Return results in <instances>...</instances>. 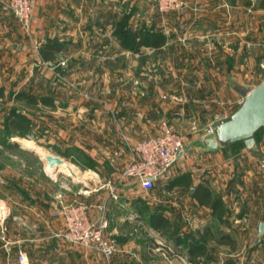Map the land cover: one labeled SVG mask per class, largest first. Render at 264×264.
Here are the masks:
<instances>
[{"label":"crops","instance_id":"crops-1","mask_svg":"<svg viewBox=\"0 0 264 264\" xmlns=\"http://www.w3.org/2000/svg\"><path fill=\"white\" fill-rule=\"evenodd\" d=\"M186 2L183 15L167 16L154 7L152 0H38L32 33L41 44L51 41L62 49L53 60L42 57L44 61L59 62L61 54L65 55L73 73L77 65L99 63L97 58L87 59L80 54L99 52L98 56H105L104 65L117 62L120 50H129L115 34L119 23L156 37L160 34L164 40L160 48L142 47L155 52L172 43V34L182 45L186 43L184 38L204 37L209 31L197 22L206 12L205 0ZM122 4L133 8L132 14L123 17L114 11L113 15L110 10ZM7 13H0L6 28L9 22L3 15ZM168 18H175L176 24L169 25ZM234 92L241 102V96L235 89ZM114 109L113 115L104 111L101 120L93 123L99 142L96 153L58 155L75 166L69 168V173L60 177L45 174L47 186L41 182L25 192L20 184L1 179L4 193H17L14 204L0 199L5 209L0 208V216L4 215L8 228L5 235L0 229L2 264H17L20 252L28 256L30 264H193L192 252H223L224 257H236L232 261L240 264V254L232 252H264V235H259L264 223V170L260 165L264 130L255 137L259 154L248 150L245 143L223 146L216 153L189 148L147 193L128 178L103 184L104 162L111 161V174L120 180L135 156V146L159 135L162 121L147 106L130 104ZM235 147L239 150L235 151ZM85 156L92 167L79 161ZM89 172L94 174L95 184L87 181ZM20 189L27 193L24 198L18 196ZM197 189L199 196L195 197ZM79 205L87 207L91 220L108 222L107 235L114 240L117 252L111 262L64 237L66 220L58 212ZM215 257L216 261L223 259L221 254Z\"/></svg>","mask_w":264,"mask_h":264},{"label":"rangeland","instance_id":"rangeland-1","mask_svg":"<svg viewBox=\"0 0 264 264\" xmlns=\"http://www.w3.org/2000/svg\"><path fill=\"white\" fill-rule=\"evenodd\" d=\"M5 3L0 0V13L8 12L3 17L9 22L6 28L0 18V181L7 178L20 184L24 192L41 182L47 184V165L29 146H41L56 156L96 153L99 142L93 123L101 120L104 111L115 113L114 106H147L160 118L161 125L168 123L189 143L209 131L214 133L239 109L243 99L239 102L235 97L236 84L256 88L264 83V0H205L206 12L197 22L209 31L204 37L184 38L186 43L182 45L171 33L172 45L167 48L157 52L141 49L134 54L130 49L120 50V58L112 64L102 65L105 56L87 52L80 57L97 58L99 63L77 65L73 73L65 55L61 54L59 62L42 59L41 51L47 43L41 44L32 33L36 8L27 30ZM110 11L125 17L133 8L122 4ZM168 24L174 26L175 18H168ZM22 92L49 97L55 106L27 104L18 98ZM15 113L27 117V131L9 124ZM88 159L85 156L79 161L92 167ZM111 166V161L104 162L105 175L101 178L105 185L123 179V172L120 180L111 174ZM87 178L95 184L94 174L89 172ZM16 194L0 188V199L9 203L14 204ZM26 194L21 190L18 196L24 198ZM205 253L209 264H236L232 261L236 257H224L223 252ZM232 253L240 254V264H264V252ZM115 254L105 258L111 262ZM218 254L223 259L216 261Z\"/></svg>","mask_w":264,"mask_h":264},{"label":"built area","instance_id":"built-area-1","mask_svg":"<svg viewBox=\"0 0 264 264\" xmlns=\"http://www.w3.org/2000/svg\"><path fill=\"white\" fill-rule=\"evenodd\" d=\"M163 14L177 13L183 15L187 10L186 0H152ZM38 0H6V7L18 18L21 26L29 29L33 12ZM211 131H209L210 133ZM185 138L175 132L168 123L160 127V134L138 143L133 160L125 167L123 178L132 179L144 192H151L173 166L181 159L180 153L186 146ZM264 170V155L260 159ZM63 212L66 220L64 237L73 244L88 250L112 257L116 252L115 242L108 237V222L100 219L93 221L89 218L87 207H65ZM1 210H5L1 208ZM0 227L3 233L8 232L4 215L0 216ZM20 264H29L25 253L20 252Z\"/></svg>","mask_w":264,"mask_h":264},{"label":"water","instance_id":"water-1","mask_svg":"<svg viewBox=\"0 0 264 264\" xmlns=\"http://www.w3.org/2000/svg\"><path fill=\"white\" fill-rule=\"evenodd\" d=\"M234 89L243 99L239 109L229 121L217 126L214 133H207L196 142L186 144L179 157H182L189 148L216 153L221 147L236 142H244L248 150L259 154L255 134L264 128V83L256 88L236 84ZM30 149L39 154L35 148ZM261 158L262 155H260ZM42 160L50 168L56 169L57 175L64 173V171L58 170L59 166L65 165V160L60 156L46 154ZM47 175L51 177L49 172H47ZM259 235H264V223L259 227Z\"/></svg>","mask_w":264,"mask_h":264},{"label":"trees","instance_id":"trees-1","mask_svg":"<svg viewBox=\"0 0 264 264\" xmlns=\"http://www.w3.org/2000/svg\"><path fill=\"white\" fill-rule=\"evenodd\" d=\"M120 43L122 45L127 44V48L129 47L134 53H139L144 45H150L152 47H156V49L160 48L163 45L164 40L160 37H156L154 33L138 30L134 31L132 28H129L125 23H119L117 27V31L115 32ZM62 49L56 43H47L41 51L42 57L45 60H53L56 56L55 54L60 52ZM18 98L25 101L27 104L31 105H43L47 107H54V101L49 97H40L37 95L26 94L24 92L18 95ZM29 120L26 116L21 113H15L10 116L9 124L15 127L19 131H27ZM264 128L260 129L256 134L262 132ZM236 145L244 144V142H237ZM234 144V145H235ZM14 146H18L17 143H13ZM236 148V147H235ZM239 150L237 147L235 149ZM80 155V154H78ZM65 157H70L68 154H63ZM201 188V187H200ZM199 190L197 189L195 192V197L199 196ZM208 200V199H207ZM203 256H205L204 252H192L191 259L193 264H209L211 260L205 259L203 260Z\"/></svg>","mask_w":264,"mask_h":264},{"label":"bare ground","instance_id":"bare-ground-1","mask_svg":"<svg viewBox=\"0 0 264 264\" xmlns=\"http://www.w3.org/2000/svg\"><path fill=\"white\" fill-rule=\"evenodd\" d=\"M27 144H30V142L29 143L27 142ZM29 147L32 148V146H29ZM33 148H35L37 150V152H39V154L41 155L42 158H44V156L46 154H49L48 151L45 150L44 148H42L41 146H37L36 145ZM46 165H47V171L51 174V176H56L57 175V170L53 169V168H50L48 166V164H46ZM69 168H75V166L72 165V164H69L68 162L65 161V165L59 166L58 170L64 171L66 173H69Z\"/></svg>","mask_w":264,"mask_h":264}]
</instances>
